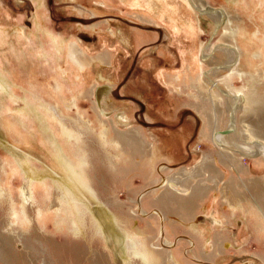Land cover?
<instances>
[{
  "label": "bare ground",
  "instance_id": "obj_1",
  "mask_svg": "<svg viewBox=\"0 0 264 264\" xmlns=\"http://www.w3.org/2000/svg\"><path fill=\"white\" fill-rule=\"evenodd\" d=\"M37 1L41 3L40 0ZM150 1L148 9H144V11L134 8L136 0H124V2H121L123 5L130 3L131 13L141 20L151 21L152 23L165 21L169 31L174 35L176 34L178 39H181L179 36H181L180 32L183 29L193 26L194 23L189 21L182 20L181 22L176 14H168L164 7V2H167V0ZM175 6L177 5L175 4ZM197 7L196 9H198ZM40 9L37 10L38 16L34 32H26L21 25L15 26L18 32L17 39L22 42L20 46H27L26 43L33 45L34 51H37L36 53L46 56L47 59H45L48 62L50 61L48 65H51V63L54 65L53 62L61 57L64 58L65 63L55 64L54 75L50 74L51 77H48L47 82L44 84L36 80L35 76L37 75L34 73L25 75V78L22 76L17 80L18 83L20 82L19 80L28 82L30 91L25 89V92L21 94L16 92L15 84L17 82L14 81L12 84L13 80H10L7 76V68L2 67L0 70V108H3L2 111L4 112H11L17 116L20 113L27 114L26 112H30L33 106L40 107L48 118L55 125L57 124V132L63 138L65 145L52 151L51 156L54 157V161L51 165L55 172L61 173L63 190H60L59 194L56 190L51 191V187H48L46 199H38L36 196V182L41 178L40 172H37L39 169L35 170L29 166L27 168L26 164V176L24 177L26 185L20 191L19 201H15L9 179L15 170V166H18V162H16L14 155L11 156L10 153V155L8 153L2 155L0 158V204H3L1 205L2 207L8 202L9 211L4 210L8 212V215L7 217L5 216L3 224L1 223L4 229L0 231L4 233L2 232L1 236L0 261L5 262V264L15 260L23 261L26 264H59L55 257L57 251L56 242L50 232L51 226L48 219L51 216H58L63 223L69 224L70 218L68 219L66 215L67 208L74 214V222L73 219L71 221L75 223L74 229L76 231L82 233L85 229H88L86 228L87 218H85V215L90 213V220L96 224L94 227L96 230L92 234L96 238L98 236L100 240H104L105 229L101 220L96 216V210L92 206L91 198L95 199L97 207L106 208L110 212L115 227L120 232L125 231L126 237L131 240L129 246H127L128 255L122 254L123 259H126V261L131 256H134L142 264H195L188 254L185 253V247L187 246L192 247L191 253L197 259L201 257L212 260L213 256L217 259L220 251L222 252L234 244L228 236L227 238L226 236L220 238L221 240H213L211 232L214 228L217 233L222 232L220 227L229 224L230 212L234 210L240 211L243 216H247L253 223L254 228H257L255 230L259 238L260 236L264 237V204H261L262 200H258L257 191L255 193L248 188L244 187L243 189L242 186L245 184L237 182L235 176L236 173L239 175H243V173L250 174L252 172L251 164L256 162L261 165L260 160L264 158V114H261L263 110H261L262 112L258 110L255 114L251 112V114L245 116L246 118L242 119L244 139L249 142L255 139L258 140L257 142L254 141L255 145H250L251 148L247 150V153H244V155L255 157L254 160L251 159L252 163H246L243 161V154L238 156L232 152L231 147L222 145L223 135L235 133L236 126L227 127L225 125L226 127L223 128L220 125L222 109L219 108V101L223 100V96L218 89H214L212 86L206 87L202 74L205 63L199 59L198 49L196 50L195 46L191 47L188 43L184 44L183 47L179 42L184 59L183 70L162 76L167 78V81L172 84L174 89L179 86H185L189 90L188 95L192 102L210 117V120H205L200 130L199 138L202 141L211 139L217 147L218 153L216 157H209L208 154H204L202 159L197 161L194 166H184L176 170L171 169L166 164L159 167L161 160L168 159L160 158L156 154L155 148L157 145L149 140L145 129L134 125L128 131L120 130L115 125L116 120L112 119L107 122L103 118L99 107L100 103L104 105V101L101 99L102 91L108 90L117 83L116 76L110 78L109 75L104 73L108 67L112 66L114 68L116 66L113 61L116 57L115 50L108 48L94 56L80 41L76 39L65 41L62 38H58L45 25L43 12ZM177 9L178 7L175 10L177 11ZM235 13L237 14L238 12ZM166 16L169 17L167 20L165 19ZM10 17L9 12H0L1 21H6ZM214 17L220 20L222 14H216ZM241 17L234 20L231 18L226 19L227 22L221 26V38L225 40V42H222L227 43L228 47L220 48L225 58L221 55V57L217 58L219 61H224L223 65L227 67L222 71L221 76L215 79V84L222 86L234 98L240 97L242 102L245 103V109L249 110L255 100L254 96L259 95L264 102V90L263 92L259 91V85H257L260 82V85L264 86V38L261 36L262 30L259 26H255L253 31L248 32L246 22ZM92 27L97 30L96 26ZM5 29L3 25H0V45L3 42L5 43L4 38L7 35ZM130 32L132 43L140 44L143 42L142 39H147L148 37L145 33H141L138 30H130ZM111 34L115 35L116 33L111 31ZM23 35H26L29 41L24 40ZM121 36L120 39H122ZM124 36L127 35L124 34ZM196 38L195 30H192L191 42L193 44H195ZM124 41L128 43L126 37H124ZM213 46H209V51L213 50ZM24 50H18L17 47L12 51L13 55L10 57L18 61L17 64L25 65ZM167 52L165 50V53ZM95 63L100 65L102 72L99 75L97 74L92 83H89L86 78L87 70ZM119 67L117 65V68ZM237 77L248 79L247 84L243 87L233 85V81ZM23 82H20V84ZM204 85L206 87L205 90L202 89ZM66 91H71L72 94L69 95L72 96L66 97ZM98 92L100 93V100L97 98ZM41 93L47 95L48 98ZM82 99H88L90 102V107L94 112L95 123L100 127L98 132L91 125L92 119H85L82 114L74 116L70 114V110H73V108L78 109L79 101ZM208 102L213 106H211V111L208 108H204L205 110L202 108ZM130 108L133 109L134 106ZM120 116L126 122L134 117V114L133 112H123ZM3 118L6 119L4 126H8L6 128L9 133L11 132L19 137L21 133L18 125L11 121L9 116L4 115ZM111 124H113V127H111ZM228 128H231L232 131L224 133ZM93 131L96 133L93 134ZM113 133H116V135ZM236 142H239V140ZM235 145L238 144L234 142L233 146ZM7 146L10 147L9 145ZM7 149L9 150V148ZM89 149L99 155L98 159L101 160L106 169L108 168L107 170L118 172L126 179L123 185L133 194L128 204L125 202L108 204L98 199L90 176L92 162ZM161 149L163 150V147ZM75 152L79 154L72 158L70 153ZM27 162L29 164V161ZM220 164L225 165V169ZM226 166L234 173L228 170ZM229 171L232 173L228 174ZM164 173L166 174L164 175ZM138 175L143 177L141 183L135 182ZM251 184L254 187L261 188L260 190L264 194V181L262 179L252 178ZM56 188L58 189V187ZM72 192L75 195L84 197L83 199L86 200L83 202L76 201ZM218 200L222 206L221 209L215 203ZM173 201L178 206L175 207L170 204ZM214 206L217 207L214 208ZM198 211L203 213L201 215L210 216L211 222L202 224L201 220L197 221V218L202 217L198 214ZM113 229L115 230V228ZM182 229L189 234L190 239H180L176 243L177 235ZM221 234L218 236L220 237ZM20 244L22 248H20ZM174 244H176L175 247L173 246ZM213 244H215L213 249L217 250V252H210ZM194 246L195 248H193ZM223 258L225 257L223 256Z\"/></svg>",
  "mask_w": 264,
  "mask_h": 264
},
{
  "label": "rangeland",
  "instance_id": "obj_2",
  "mask_svg": "<svg viewBox=\"0 0 264 264\" xmlns=\"http://www.w3.org/2000/svg\"><path fill=\"white\" fill-rule=\"evenodd\" d=\"M121 1L124 2V0H40L41 3H38L37 0H0V12H9L11 15V17L7 19L9 22L7 20H0V25H3V27L7 29H5L7 34L4 38L5 43L3 42L4 44L2 43V45H0V70L2 67L7 68V76L10 80H13L11 82L12 84L14 81L17 82L15 84V89H17V93L21 94L25 92V89L26 91H30L28 82L19 80L23 83H18L17 80L22 76L25 78L27 75L34 73L37 75L35 76L36 80L44 84L47 82L48 77H51L50 74L55 72V64L65 63L64 58L61 57L54 62L52 60L54 65H52V63L51 65H48L50 61L48 62V60H46V56H41L39 53H36L37 51H34L33 45L26 43L27 46H20V43L22 44V42L17 39L18 32L16 31L15 26L21 25L26 32H34L35 22L37 21L36 18L38 16L37 10H39V8H41L40 10L43 12L42 15L45 25L48 27L49 31L58 38H62L65 41L76 39L80 41L91 54L93 53L92 55L94 56L104 52L108 48L115 50L116 57L113 61L116 66H114V68H117V65L120 67L114 69L110 66L104 72L109 75L110 78L116 76L117 83L108 90L102 91L101 99L104 101L103 104L105 106L100 103L99 107L103 114V118L107 122H110L112 119L116 120V123L115 121L114 123L120 130L128 131L134 125L141 126V128L146 130L149 140L157 145L155 148L156 154H158L160 158L168 159L161 160L159 167L166 164L169 165L171 169L176 170L184 166H194L197 161L202 159L204 154H208L209 157H216L218 153V149L211 139L203 140V142L199 138L200 130L203 127L205 120H210V117L203 113L198 105L192 102L188 95L189 90L185 86H179L177 89H174L172 84L167 81V78H163L162 76L165 74H174L183 70L184 59L179 47V42L183 47L184 44L188 43L191 47L195 46L196 50L198 49L199 59L205 63L202 74L206 87L212 86L214 89H218L223 96V100L221 99L219 101V108L222 109V120L220 121V125H222L223 128L226 126H236L235 133L223 135L222 145L225 147H231L232 152L238 156L247 153V150L255 145V142L258 140L255 139V142H249L244 139L242 119L246 118L245 116H248L251 112L252 114H255L258 110H260V112L263 110V113L261 114H264V102L257 94L258 96L256 97H259L260 99H257L254 96L255 100L253 104L255 106L252 104L249 111L248 109H245V103L242 102L240 97L234 98L229 95L228 91L223 89L222 86L215 84V79L218 76H221L222 71L227 67L223 65L224 61H219L217 58L221 56L224 57L220 48L228 47L227 43H223L225 40L221 38L222 33L220 30L221 26H223L229 18L234 20L242 16L241 18L246 22L248 32L253 31L255 26H259L262 30L261 36L264 38V1L174 0V2L173 0H167V2H164V7L168 14H176L181 22L182 20H185L194 23L192 27L188 26L180 32L181 36L179 37H181V39H178L176 34L174 35L169 31L168 25L165 21L152 23L151 21L141 20L131 13L132 8L130 7V3L123 5ZM149 2L151 1L136 0L134 8H137L139 11H144V9H148ZM152 4L154 5V2ZM175 4L177 6H175ZM177 7V11L179 12L175 10ZM196 7L199 10L196 9ZM172 11H174V13H172ZM235 12H238V15ZM216 14H222L220 20L214 17ZM168 18V16L165 17L166 20ZM2 22L6 23L3 24ZM92 26H96L97 30ZM130 30H138L141 33H145L148 37L147 39H142L143 42L140 44L135 42L132 43ZM192 30H195L197 37L195 39V44L191 42ZM111 31L116 34L112 35ZM124 34L127 35L124 37L127 38L128 43L124 41ZM120 36L122 39H120ZM23 37L24 40L29 41L28 38H26V35H23ZM220 45H222V47H220ZM209 46H213L212 51H209ZM17 47L18 50L22 49L23 51L25 49V65L17 64L18 61H15L10 57L13 55L12 51ZM165 50L166 52L168 51V54L165 53ZM215 69L217 70L215 71ZM87 71L88 74L86 75V78L89 83H92L97 77V74L99 75L102 72L100 65H97L96 63L89 67ZM247 82L248 79L237 77L234 79L233 85L243 87ZM205 85L202 88L203 90L206 89ZM257 85H259V91L263 92L264 86L260 85V82H258ZM41 94L47 97L44 93ZM65 94L66 97L72 96L69 95L72 94L71 91H66ZM99 95L100 93L98 92L97 98L100 100ZM51 100L53 99L51 98ZM87 100L88 99L80 100L78 109L73 108V110H70V114L72 116L82 114L85 119H92L91 125L94 126L98 132L100 127L95 123L94 112L90 107L89 100ZM131 106H134V108L131 109ZM204 106L205 107H202L203 110H205L204 108H208L211 111L212 104L210 102ZM2 110L3 108H0V158L2 155L10 153L11 156L14 155L16 162H18V166H15L14 173L12 172L9 179L15 201H19L18 197L20 191L23 186L26 185L24 177L26 176L25 171L28 166L35 170L39 169L37 172H40L39 174L41 178L36 182V188L38 189H36V196L38 199H46V191L48 190V187H51V191L56 190L60 194V190H63L61 185L62 179L60 177L61 173L59 174V172H55L51 165L54 161V157L51 156L52 151L57 147H63L65 145L63 138L57 132V124L55 125L40 107L33 106L30 112H26L27 114L20 113L17 116L11 112H4ZM121 112H133L134 117L125 122L120 116L122 114ZM4 115L9 116L10 120L18 125L21 133L19 137L11 132L9 133L6 128L8 126H4L6 124V122H4L6 119L3 118ZM111 127H113V124H111ZM94 133L96 132L93 131V134ZM113 134L116 135V133ZM10 137L13 139L16 138L14 139L15 141ZM29 138L30 140L32 138L33 141L31 140V142L28 140ZM199 140L202 142L200 143ZM238 140L239 142H236ZM234 142L238 145L233 146ZM162 147L163 150L161 149ZM5 148H9V150H6ZM78 154L76 152L70 153L72 158L78 156ZM89 155L92 162L90 176L95 186V192L98 199L103 203L108 204L114 202H125L128 204L130 198L133 197V194H131L127 187L123 185V183L126 182V179H124L122 174L118 172L115 173L107 170L108 168L106 169L101 163V160L98 159L99 155L92 152L91 149H89ZM251 159L254 160L255 157L244 155L243 161L250 163ZM27 161H29V164ZM260 162L261 165L256 162H251L252 172L250 174L243 173V175H239L236 173L235 176L237 182L245 184L242 186L243 189L245 187L255 193L257 191L258 200H262L261 204H264V194L262 190H260L261 188L257 186L254 187V185L251 184L252 178L262 179L264 181V158H262ZM220 166L225 169V165L220 164ZM228 170L232 171L231 169ZM230 171L228 174L232 172L234 173V171ZM165 174L166 173H164V175ZM44 178L45 180H43ZM142 178L141 175H138L135 182L141 183ZM56 187H58V189ZM72 194L74 199L78 202L86 200L83 199L84 197L82 196L81 198L80 195H75L74 192H72ZM90 200L92 206L96 210L97 218L101 220L104 226L105 239L100 240L98 236L96 238V236L92 234L96 230V228H94L96 224L90 220V213L85 215V218H87L86 228L88 229H85L82 233L76 231L74 229L75 223H73L74 214L67 208L66 215L68 216V219L70 218L69 224L63 223L59 220L60 218H58V216H51L48 219L51 226L50 232L56 242L57 251L55 257L57 262L59 264H127V262L128 264H142L134 256H131L128 261L123 259L124 257L122 254L124 253L127 256L129 253L127 246H129L131 240H128L125 231L120 232L118 228L115 227L111 214L106 208L97 207L98 205L96 204L95 199L91 198ZM215 203H217V206L221 209L222 206L219 200ZM170 204L175 207L178 206L175 201L170 202ZM1 205L3 204H0V230L4 229L2 224L8 215V212L5 211H9V207H7L9 206V203L6 202V204L2 206L3 208ZM217 206H214V208ZM198 214L202 217L197 218V221L201 220L203 222L202 224H208V222H211L210 216L201 215L203 214L201 211H198ZM72 219L73 222L71 221ZM228 223L229 224H225L227 226L222 225L220 227L222 232L217 233L215 228L211 232L213 240H221L220 238L224 236L227 238L228 236L234 244L228 249L223 250L222 252L220 251V253L218 251V260L214 256L212 260L201 257L197 259L191 253V246L185 247V253L188 254L195 264H264V237L260 236L259 238V235L256 234L255 230L257 228H254L251 220L247 216H243V213L240 211L234 210L230 212ZM61 225L62 228L64 227L63 229L61 228ZM113 228H115V230ZM0 232L1 246V236L3 231ZM180 232L177 235L176 243H178V240L180 239H190L189 234L184 231V229L180 230ZM219 234H221L220 237L218 236ZM173 246L175 247L176 244ZM214 247L215 244L211 247L210 252H217V250L213 249ZM20 248H22L21 244ZM193 248H195V246ZM223 256L225 258H223ZM220 260L222 261L220 262ZM13 263L26 264L19 260L13 262L10 261L6 264ZM0 264H5V262L0 261Z\"/></svg>",
  "mask_w": 264,
  "mask_h": 264
},
{
  "label": "water",
  "instance_id": "obj_3",
  "mask_svg": "<svg viewBox=\"0 0 264 264\" xmlns=\"http://www.w3.org/2000/svg\"><path fill=\"white\" fill-rule=\"evenodd\" d=\"M232 131V129L231 128H228V129H226L225 131H224V133H229V132H231Z\"/></svg>",
  "mask_w": 264,
  "mask_h": 264
},
{
  "label": "crops",
  "instance_id": "obj_4",
  "mask_svg": "<svg viewBox=\"0 0 264 264\" xmlns=\"http://www.w3.org/2000/svg\"><path fill=\"white\" fill-rule=\"evenodd\" d=\"M200 141V143L202 142L201 140H199ZM204 142V141H203Z\"/></svg>",
  "mask_w": 264,
  "mask_h": 264
}]
</instances>
